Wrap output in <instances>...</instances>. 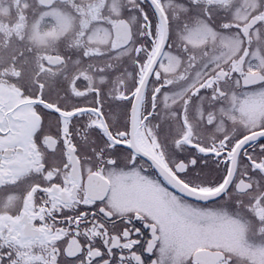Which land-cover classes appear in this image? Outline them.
<instances>
[{
    "label": "snow or ice",
    "instance_id": "6c2138e0",
    "mask_svg": "<svg viewBox=\"0 0 264 264\" xmlns=\"http://www.w3.org/2000/svg\"><path fill=\"white\" fill-rule=\"evenodd\" d=\"M0 264H264V0H0Z\"/></svg>",
    "mask_w": 264,
    "mask_h": 264
}]
</instances>
